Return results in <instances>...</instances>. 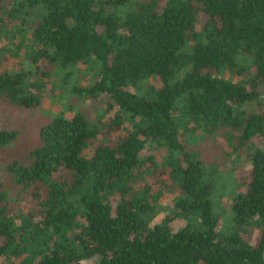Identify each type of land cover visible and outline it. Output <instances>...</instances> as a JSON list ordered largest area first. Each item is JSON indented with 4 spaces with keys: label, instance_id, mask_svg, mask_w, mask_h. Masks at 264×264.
<instances>
[{
    "label": "trees",
    "instance_id": "16d2710c",
    "mask_svg": "<svg viewBox=\"0 0 264 264\" xmlns=\"http://www.w3.org/2000/svg\"><path fill=\"white\" fill-rule=\"evenodd\" d=\"M1 39L14 47L2 52L25 48L38 77L0 71V101L37 106L51 66L71 94L104 95L113 116L53 114L29 160L3 150L0 261L264 264V149L253 143L264 138V110L243 109L264 105V0H0ZM79 64L88 85L73 77ZM110 132L118 133L113 144L102 141ZM193 135L211 148L217 135L232 151L247 148L249 178L240 171L245 189L230 195L238 231L217 229L219 172L191 149ZM16 138L0 128V147ZM154 151L164 152L162 163ZM166 168L175 194L168 209L147 180L161 186ZM174 220L183 222L176 230ZM244 225L258 228L254 243L239 233Z\"/></svg>",
    "mask_w": 264,
    "mask_h": 264
},
{
    "label": "rangeland",
    "instance_id": "374dc122",
    "mask_svg": "<svg viewBox=\"0 0 264 264\" xmlns=\"http://www.w3.org/2000/svg\"><path fill=\"white\" fill-rule=\"evenodd\" d=\"M21 39V36L18 35L15 38V42H18ZM7 40H0L1 45L7 46L8 48L13 49V45L11 43H7ZM18 54H13L11 51L3 50L0 54L3 55V61L0 64V71H8L15 72L22 70L29 74V79L34 80L38 75H34L36 73V67L33 65L27 58V52L24 47H21L17 50ZM40 68L48 66L45 63H39ZM50 69V76L47 79H44L43 87L41 90V102L32 109H24V108H15L10 105H7L3 101H0V128H6L17 131V138L12 141L10 144L3 147H0V175L2 174V166L7 161L5 151L11 155L12 157H22L29 160V151L32 149L36 143L38 142L37 131L38 128L48 121L53 114L63 113L66 117L70 118L73 116L75 112L83 113L84 117L87 120H99V119H108L113 116V111L105 112L106 107V98L104 95H100L96 99L92 98H79L66 90L63 87L61 82L59 81V76L53 70V67L48 66ZM76 74L73 76L75 80H78L80 85H88L90 83L89 77L90 73L86 72V68L84 64L77 65ZM228 76V74H226ZM236 79V78H235ZM237 80V79H236ZM29 81V80H28ZM150 85L154 87H159L161 85L158 77H153L149 80ZM264 97V94H263ZM243 109L251 111H262L264 110V105H260L257 102L248 103L243 107ZM105 133V132H104ZM118 133L110 132L107 135L100 136L96 141L92 142L89 145V148L86 150V153L90 154L93 152L94 147L98 144V142L106 141V143L113 144L118 138ZM191 138V147L192 150L197 151L200 159L205 163V168H210L212 170L213 165L211 162L217 165L218 169V177L216 179L217 188L214 192L213 197V207L215 214L217 215V229L223 232L224 234H228L234 231H238L236 227H234L233 222L231 223L230 218V204H231V194L236 191L244 190L245 187L242 184V178L240 177V173L242 172V176L247 180L249 178V163L246 161V146L238 147L236 151L231 150V146L226 141L225 136L217 135L214 137V142L216 145L214 148L209 147L211 142L208 143L206 141L199 142V137L193 135ZM254 144L262 147L264 149V138L255 137L253 140ZM204 143L209 148L206 150L203 148ZM190 145V146H191ZM5 150V151H3ZM148 151V150H147ZM145 151V153H147ZM157 157V162L162 163V155L164 152H153ZM168 170L166 168V173L163 176V182L160 186L159 184L154 182V177L149 178L148 183L151 185L152 191H157L160 188L161 195L158 198L159 203L165 207L166 209L172 207L173 198L175 196L174 193H171L166 190L165 185L169 183L168 178ZM241 171V172H240ZM1 181V177H0ZM117 198L113 199L112 204L114 205ZM165 212H161L158 214L153 222H159L164 215ZM152 222V223H153ZM183 222L180 220H174L171 223V226L174 230H176ZM239 233H242L244 239H248L251 243L255 242V238L258 235V228L256 225H244L239 228ZM16 262L19 260L16 259ZM9 261L6 259H2L0 264H8ZM80 264H98L97 258H91L82 260Z\"/></svg>",
    "mask_w": 264,
    "mask_h": 264
}]
</instances>
